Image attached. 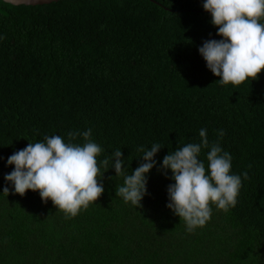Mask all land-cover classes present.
Returning a JSON list of instances; mask_svg holds the SVG:
<instances>
[{
    "label": "trees",
    "instance_id": "16d2710c",
    "mask_svg": "<svg viewBox=\"0 0 264 264\" xmlns=\"http://www.w3.org/2000/svg\"><path fill=\"white\" fill-rule=\"evenodd\" d=\"M204 2L0 0V264H264V71L238 87L217 82L199 48L223 37ZM88 129L104 192L87 210L66 218L39 191L15 193L8 157ZM201 129L242 186L235 207L210 205L211 219L189 232L167 207L175 181L161 166ZM157 143L141 206L125 203L117 187ZM117 149L118 176L102 164ZM208 151L198 156L206 169Z\"/></svg>",
    "mask_w": 264,
    "mask_h": 264
},
{
    "label": "clouds",
    "instance_id": "9594fccd",
    "mask_svg": "<svg viewBox=\"0 0 264 264\" xmlns=\"http://www.w3.org/2000/svg\"><path fill=\"white\" fill-rule=\"evenodd\" d=\"M203 7L212 15V23L218 26L221 40L205 41L199 48L207 62V67L218 77L222 85L239 86L249 78L255 80L264 71V0H205ZM83 136L82 146L72 143ZM223 131L219 136L223 137ZM199 143H188L163 158L162 169H171L174 184L169 185L170 203L167 205L192 232L203 227L211 219L212 208L227 212L235 207L242 186L239 175L230 174L232 157L222 151L218 142L209 143L206 129L199 132ZM69 142L60 135L47 136L42 142L29 143L18 150L7 163L15 168L5 179L12 182L15 193L24 195L28 190L39 191L45 203L49 199L62 211L66 218L87 210L90 203L96 202L104 192L99 182L100 167L97 156L101 147L92 142L91 129L69 132ZM206 153L208 166L198 159L202 149ZM161 149L153 144L149 150L141 147L143 160L134 172L126 175L123 186H118L116 195L125 203L141 206L147 193L146 174L154 167L155 155ZM123 153L120 149L104 159L106 171L114 167L117 176L124 170ZM113 158L115 163L113 164ZM111 162V166L109 167ZM248 178L247 172L243 174ZM3 193L9 194L4 187Z\"/></svg>",
    "mask_w": 264,
    "mask_h": 264
},
{
    "label": "water",
    "instance_id": "95a60500",
    "mask_svg": "<svg viewBox=\"0 0 264 264\" xmlns=\"http://www.w3.org/2000/svg\"><path fill=\"white\" fill-rule=\"evenodd\" d=\"M3 1L14 5H18V4L34 5V4L50 3L57 0H3Z\"/></svg>",
    "mask_w": 264,
    "mask_h": 264
}]
</instances>
